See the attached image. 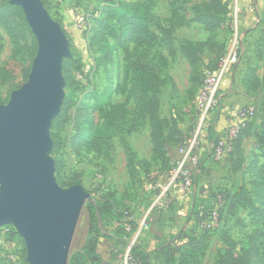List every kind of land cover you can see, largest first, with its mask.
Listing matches in <instances>:
<instances>
[{
	"label": "rangeland",
	"instance_id": "rangeland-1",
	"mask_svg": "<svg viewBox=\"0 0 264 264\" xmlns=\"http://www.w3.org/2000/svg\"><path fill=\"white\" fill-rule=\"evenodd\" d=\"M41 1L83 63L81 73L71 74L80 85L73 97L65 83L63 103L69 101L71 108L56 131L61 147L57 153L51 150L48 154L55 162V179L60 189L74 187L63 183L77 182L92 197L86 199L80 211L67 264L82 251L90 237L91 210L96 211L98 230L113 238L104 240L103 245L118 250L119 262L129 248L142 245L148 251L157 250L153 264H165L159 248L182 231L194 236L207 235L209 250L197 264H215L229 248L241 257L246 237L258 228L256 222L262 223L258 214L264 215V176L260 170L264 143L251 130L244 142L245 164L236 170V158H215L216 142H210L209 127L213 126V136L219 139L221 135L215 137L214 128L221 115L252 105L258 108V115L250 123L259 127L264 122V0H218L217 10L223 11L228 6L230 13L228 26L215 32L208 31L196 19L198 13L204 12L201 6L212 0H115L129 5L142 3L150 8L151 32L157 40L151 47L136 40L121 45L102 31L100 19L108 8L105 0ZM18 8L21 7L13 0H0V67L7 65L14 74L2 87V97L6 100L3 105L30 82L38 54V40L23 9L21 12ZM230 27L234 31L237 27L238 39L243 42L239 62L222 82L217 106L202 131L196 168L191 173L192 188L180 190L169 185L170 172L182 158L181 145L197 129L196 101L203 77L216 71L234 42L235 33ZM189 44L186 56L183 49ZM136 59L149 65L165 82L158 94L159 115L171 125L176 123L181 131L177 136L179 142L169 144L171 161L166 169L150 157L152 129L148 117L138 112L141 95L129 69ZM63 75L65 78L64 72ZM110 105L124 109L114 110L120 115L108 128L101 109ZM51 134L52 130L49 132L52 139ZM95 138L97 144L93 143ZM126 144L133 153L127 154ZM204 160L203 170H198L197 166ZM161 186L168 188L167 200L161 197ZM241 188L252 198L253 208L240 205L235 212L228 213L221 195ZM170 195L177 202V213L170 205ZM108 200L113 201L115 210L105 219L97 211ZM194 209L200 212L199 218L192 216ZM172 214L174 219H168ZM128 215L135 223L130 233L119 229ZM118 240L126 243L118 244ZM230 242L237 246L231 247ZM0 264H30L26 241L13 224L0 226ZM250 264L263 262L253 256Z\"/></svg>",
	"mask_w": 264,
	"mask_h": 264
},
{
	"label": "water",
	"instance_id": "water-1",
	"mask_svg": "<svg viewBox=\"0 0 264 264\" xmlns=\"http://www.w3.org/2000/svg\"><path fill=\"white\" fill-rule=\"evenodd\" d=\"M38 40L30 82L0 105V226L13 224L26 241L30 264H67L84 188L58 187L48 154L53 120L64 100L63 61L70 43L41 0H13Z\"/></svg>",
	"mask_w": 264,
	"mask_h": 264
},
{
	"label": "trees",
	"instance_id": "trees-1",
	"mask_svg": "<svg viewBox=\"0 0 264 264\" xmlns=\"http://www.w3.org/2000/svg\"><path fill=\"white\" fill-rule=\"evenodd\" d=\"M105 2L108 8L104 10V16L100 19V28L102 31L109 34L114 41L121 45H125L133 40L149 47L156 44V36L151 32L153 19L150 8L146 4L138 3L135 5H129L115 0H105ZM219 5L220 2L218 0H212L210 3L201 6V9H203L204 12L198 13L196 16L197 21L202 23L210 32H215L218 29L228 26L227 20L230 13L229 7L224 6V10L219 11L217 10ZM18 9L22 12L21 8ZM113 20L117 21V24H111V21L113 22ZM230 30L233 32L232 28ZM189 46H191V44L183 49L186 56L189 55ZM1 47L2 46H0V49ZM70 51L72 57L64 59L63 72L65 74L66 88L70 91L71 97H73L79 90L80 85L74 80L71 74L74 71L81 73L83 71V63L82 58L71 46ZM34 54H36V51ZM218 67L219 63L216 70ZM129 69L132 70V74L134 75L133 79L136 82L141 95L138 100V112L147 116L151 125L152 159L159 161L163 168L166 169L171 161L169 144L179 142L177 136L181 135V131L177 130L176 123L173 122L171 125L168 120L162 119L159 115L160 103L158 94L165 82L161 80L149 65L145 64L140 59L131 62ZM13 78L14 74L10 72L7 65L2 68L0 67V105L6 103V100L2 97V87ZM70 108V102H64L61 113L52 122L51 136L54 140L52 153H57L61 147V139L56 131L60 128L61 122L68 116ZM115 109H124V107L110 105L107 109H101L106 120V127L108 128L113 126V123L120 115L114 113ZM252 121L250 122L253 123ZM250 122H248L234 138V149L226 157L233 160L236 158V170H240L245 164L243 142L251 130L254 132L256 139H261L264 143V122H261L259 127L253 126ZM209 129L210 142L212 144L216 142L217 144L218 139L213 136V126L210 125ZM167 130L170 132L166 133ZM93 143L97 144V138H95ZM125 149L128 155L133 153L129 144L125 145ZM133 157L130 162L131 166L134 163ZM262 159L264 160V154ZM204 163L205 160L197 166L198 170H203ZM189 166L192 167L191 164H189ZM260 170L264 176V162L261 165ZM57 171L60 175V171L58 169ZM63 184L72 187L76 186L78 183L67 182ZM221 197L222 202H224L225 205L224 208L227 209L228 213L235 212L240 205L246 208H253L254 206L252 198L247 195L244 188L239 189L237 192L225 191L224 195H221ZM170 205L173 208L174 213H177V202L173 195H170ZM114 210L115 205L113 204V201L108 200L99 207L97 212L103 218L107 219ZM129 215H132V213L129 212ZM258 215V219L262 220V223L256 222L258 228L254 233L249 234L246 237L245 246L241 249V257L236 256L233 248L225 249V254L221 255L215 264H250L253 256L257 258L259 257L264 264V215L260 213ZM192 216L199 218L200 212L194 209ZM192 216H189V222H192ZM174 217L175 216L172 214L168 216V219H174ZM124 218L125 216L123 215V219ZM132 224L134 229L135 223L133 222ZM119 227V229L125 231L123 223L120 224ZM89 230L90 237L86 245L83 247L82 251L73 255L70 264H120L118 260V250L114 248L109 249L103 245L104 240L111 241L113 238L102 234V232L98 230L96 211L94 210H91L89 215ZM117 243L123 245L126 242L125 240H118ZM230 246L234 247L237 245L230 242ZM159 250H161L165 264H197L198 260L208 252L209 242L207 240V235L202 237L197 235L194 236L186 234V231H182L179 236L162 245ZM156 254L157 250L148 251V249L142 245H136L131 250L133 260H135L137 264H153V257Z\"/></svg>",
	"mask_w": 264,
	"mask_h": 264
},
{
	"label": "built area",
	"instance_id": "built-area-1",
	"mask_svg": "<svg viewBox=\"0 0 264 264\" xmlns=\"http://www.w3.org/2000/svg\"><path fill=\"white\" fill-rule=\"evenodd\" d=\"M84 20V18L82 19ZM87 27V23L83 24ZM233 30V28H232ZM234 31V30H233ZM235 39L233 44L228 48L226 54L220 60L219 67L215 72H207L204 76L201 88L199 90L196 110H197V129L195 133L181 145L180 155L182 158L177 161V165L170 172L169 185H176L180 190L188 191L192 188V170L196 168L197 155L200 152L202 145V131L205 129L206 122L211 116V112L217 106V96L228 71L236 66L239 62L240 53L242 51V39H238L237 27L235 31ZM258 108L255 105L242 108L236 112L229 114L227 125L224 128L223 135L218 139L215 146V158L224 159L234 149L233 140L238 133L246 126V124L256 118ZM191 164L192 167L189 166ZM162 193L165 194L168 188L161 186ZM161 193V194H162ZM134 218L127 216L123 227L126 232L130 233L133 230ZM143 229V227H142ZM92 264V263H86ZM120 264H137L131 255L129 248Z\"/></svg>",
	"mask_w": 264,
	"mask_h": 264
},
{
	"label": "crops",
	"instance_id": "crops-1",
	"mask_svg": "<svg viewBox=\"0 0 264 264\" xmlns=\"http://www.w3.org/2000/svg\"><path fill=\"white\" fill-rule=\"evenodd\" d=\"M228 116H229V114L221 115L220 119H218V121H217V123L215 125V128H214V131L218 133V134L217 133L215 134V137H217L218 135H221V136L223 135L224 128H225V126L227 125V122H228ZM221 136H219V137H221ZM245 139H244V142H245ZM244 142H243V148H244ZM150 157H152V152H151ZM146 160L150 161V159L148 160V158ZM161 197L163 199V197H166V194L162 193ZM166 200H167V197H166ZM169 202H170V200H169Z\"/></svg>",
	"mask_w": 264,
	"mask_h": 264
}]
</instances>
